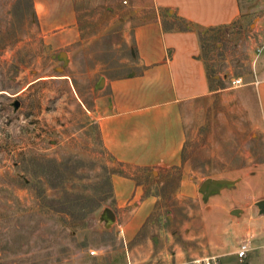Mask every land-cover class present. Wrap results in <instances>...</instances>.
I'll return each mask as SVG.
<instances>
[{
    "label": "rangeland",
    "instance_id": "374dc122",
    "mask_svg": "<svg viewBox=\"0 0 264 264\" xmlns=\"http://www.w3.org/2000/svg\"><path fill=\"white\" fill-rule=\"evenodd\" d=\"M17 1L0 0V264H123L127 255L136 264H162L193 253L264 264V212L257 205L264 158H231L250 165L247 175L216 173L208 158L201 167H190L191 159L186 169L119 160L98 121L107 99L101 59L105 53L128 63L129 32L84 30L80 40L66 25V0H34L39 20L31 23L13 15ZM240 1L239 19L203 40L222 76L247 71L242 60L257 25L264 26V0ZM72 36L77 40L68 43ZM219 100L202 104V118L216 113ZM227 176L247 179L255 197L222 213L211 205L228 186L208 196L200 186ZM249 238L252 250L236 260Z\"/></svg>",
    "mask_w": 264,
    "mask_h": 264
},
{
    "label": "crops",
    "instance_id": "0c3cea01",
    "mask_svg": "<svg viewBox=\"0 0 264 264\" xmlns=\"http://www.w3.org/2000/svg\"><path fill=\"white\" fill-rule=\"evenodd\" d=\"M66 5V25L79 31L80 40L86 39L84 30L129 32L128 63L105 53L101 59L107 99L98 121L113 156L141 166L184 169L191 159L190 167H201L208 158L215 160L216 173L229 175L251 173L249 164H235L231 158H264V26L257 25L249 58L242 60L246 72L222 76L213 59L204 55L203 40H213L216 31L239 19L240 0H66ZM238 77L243 83L233 85ZM213 97L220 99L216 113L202 118V104L210 100L213 107ZM190 141L192 147H187ZM231 180L234 183L217 195L212 209L226 213L255 197L247 179ZM251 250L250 244L248 254ZM211 255L221 264L237 263L193 253L168 257L162 264ZM235 259L241 261L237 255Z\"/></svg>",
    "mask_w": 264,
    "mask_h": 264
},
{
    "label": "built area",
    "instance_id": "2783aa9c",
    "mask_svg": "<svg viewBox=\"0 0 264 264\" xmlns=\"http://www.w3.org/2000/svg\"><path fill=\"white\" fill-rule=\"evenodd\" d=\"M243 83L242 78H235L232 80L233 85H240ZM250 250V241L244 240L241 242L238 251L236 252V255L239 260H244L247 257L248 251ZM92 254H95V250L91 251ZM123 264H136L131 260L130 255H127V260ZM169 264H221V261L218 256L211 255V256H203V257H195L188 260H182V261H175Z\"/></svg>",
    "mask_w": 264,
    "mask_h": 264
},
{
    "label": "trees",
    "instance_id": "16d2710c",
    "mask_svg": "<svg viewBox=\"0 0 264 264\" xmlns=\"http://www.w3.org/2000/svg\"><path fill=\"white\" fill-rule=\"evenodd\" d=\"M13 15L16 16V19L19 17V20L23 22L28 21L36 22L38 19V15L35 10V2L34 0H18L13 7ZM20 60L23 64H26L25 58L20 54Z\"/></svg>",
    "mask_w": 264,
    "mask_h": 264
},
{
    "label": "water",
    "instance_id": "95a60500",
    "mask_svg": "<svg viewBox=\"0 0 264 264\" xmlns=\"http://www.w3.org/2000/svg\"><path fill=\"white\" fill-rule=\"evenodd\" d=\"M17 105H18V101L16 102V106ZM232 183H234V180H229V179H224V178H221V179L208 178L201 183L200 190L206 196H208L212 192L220 190V188L223 187L224 185H228ZM257 205L260 209V212L263 213L264 212V199L257 201Z\"/></svg>",
    "mask_w": 264,
    "mask_h": 264
},
{
    "label": "bare ground",
    "instance_id": "6f19581e",
    "mask_svg": "<svg viewBox=\"0 0 264 264\" xmlns=\"http://www.w3.org/2000/svg\"><path fill=\"white\" fill-rule=\"evenodd\" d=\"M239 78V77H238Z\"/></svg>",
    "mask_w": 264,
    "mask_h": 264
},
{
    "label": "flooded vegetation",
    "instance_id": "af4514ba",
    "mask_svg": "<svg viewBox=\"0 0 264 264\" xmlns=\"http://www.w3.org/2000/svg\"><path fill=\"white\" fill-rule=\"evenodd\" d=\"M17 102V101H16Z\"/></svg>",
    "mask_w": 264,
    "mask_h": 264
}]
</instances>
